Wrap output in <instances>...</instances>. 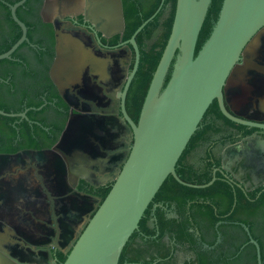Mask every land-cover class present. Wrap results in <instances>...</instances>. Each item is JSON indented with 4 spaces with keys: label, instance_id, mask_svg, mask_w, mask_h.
<instances>
[{
    "label": "flooded vegetation",
    "instance_id": "af4514ba",
    "mask_svg": "<svg viewBox=\"0 0 264 264\" xmlns=\"http://www.w3.org/2000/svg\"><path fill=\"white\" fill-rule=\"evenodd\" d=\"M99 1L0 0L2 54L24 32L12 15L15 7L29 40L0 61V110L17 115H0V264H63L61 258H67L130 154L134 136L123 106L137 124L149 88L137 80L139 66L131 79L136 52L127 37L124 7L126 2L143 15L157 0H121V31L106 27L102 14H89L87 6ZM64 4H73V13L64 11ZM169 14L166 4L158 22L144 33L147 44L162 37ZM57 27L83 34L102 61L99 70L87 73L84 84L61 88L53 78ZM262 67L264 28L246 46L223 89L228 112L254 125L229 120L215 100L198 128L204 136L188 155L198 173L212 163V179L231 187L233 203L224 192L209 191L198 202L207 206L192 213L190 206L197 201H191L184 213L192 238L181 244L174 233H167L162 242L169 255L153 252L142 263L198 264L200 258L205 264H258L252 240L259 244L262 259ZM214 105L219 111H211ZM158 209L169 220L179 217L175 204L154 202L147 216L148 225L157 229L153 239L160 235ZM139 236L136 241L142 242L144 233Z\"/></svg>",
    "mask_w": 264,
    "mask_h": 264
},
{
    "label": "water",
    "instance_id": "95a60500",
    "mask_svg": "<svg viewBox=\"0 0 264 264\" xmlns=\"http://www.w3.org/2000/svg\"><path fill=\"white\" fill-rule=\"evenodd\" d=\"M211 3L212 0H177L171 34L153 74L137 124L123 106L134 136L128 159L63 264H147L120 263V258L166 179L173 176L180 184L199 189L211 186L216 180L214 176L208 184L194 185L181 180L176 172L181 156L211 104L217 100L223 115L235 123L254 125L228 112L223 89L246 46L264 28V0H223L212 33L196 53ZM70 6L64 4L63 10L73 13ZM76 7L81 8L79 4ZM87 9L89 14H102L107 21L106 27L123 29L121 0H100L98 4L88 5ZM157 13L129 40L136 52L131 79L140 62L135 38ZM12 15L24 32L10 51L0 55V61L10 59L25 41H29L25 25L16 17V7ZM56 39L54 80L61 88L86 83L87 73L99 70L102 65L90 41L81 33L66 32L59 27L56 28ZM171 67V77L165 84ZM0 115L17 116L1 110ZM252 242L258 250V264H262L259 244Z\"/></svg>",
    "mask_w": 264,
    "mask_h": 264
},
{
    "label": "trees",
    "instance_id": "16d2710c",
    "mask_svg": "<svg viewBox=\"0 0 264 264\" xmlns=\"http://www.w3.org/2000/svg\"><path fill=\"white\" fill-rule=\"evenodd\" d=\"M161 1L162 0H157V5L154 6L152 9L146 11L145 13H142L143 15L139 14L138 11L135 8H133V6L129 5L126 2L124 7L128 38H131L133 34L136 32V30L146 20L151 18L157 12V10L160 9L156 17L151 22H149L135 38L141 56L139 62V69L137 73V80H139V83L143 85L145 90L149 88V85L153 78V74L159 64L163 51L167 45L175 17L177 0H164L165 2L164 4L165 5L168 4L170 8L169 18L165 25L166 29L164 30L162 37L158 38L154 43L147 44L144 41L143 36L146 30H148L150 27L155 25L162 15V11L165 5L164 4L161 5ZM222 3L223 0H212L204 25L200 32L196 53L201 49L202 45L207 41L210 34L212 33V30L218 20ZM17 40L18 39H14L13 43L8 48H11L12 45L15 42H17ZM0 54H2L1 51ZM171 74H172V67L166 78L165 84H167V82L169 81ZM211 111L216 112L219 111V109L216 107V105H214L212 106ZM201 124L202 123H200V125ZM203 133L204 132L197 130V132L191 138L186 150L184 151L183 155L181 156L177 164L176 172L178 176L181 178V180H183L186 183L202 185V184H206L212 179V169H211L212 163L205 165V167L201 169V171L198 173L194 171L193 166L188 161L189 153L197 148L200 139H202L204 136ZM203 179H206V181H202ZM209 191L224 192L226 195H228V197H231L233 203L234 197H233V192H231V187L225 184L224 182H222L221 180H217L215 184L210 188L199 189V188H193L182 185L179 182H177L173 176H169L162 185L159 192L156 194L153 202L146 210L139 224V229L135 231V233L132 235L127 245L125 246L120 258V263L141 262L140 260L145 257L153 258L154 253H157L159 257H167L170 251L169 248L166 247V244L162 242L163 236L166 235L167 233L170 234L174 233L173 234L174 236L173 235L172 236L175 237L177 242L181 244L192 238V235L188 231L190 226V222L188 220L189 217L187 218L184 212H186V207L191 201H197L196 203H193L190 206L192 213L194 209L199 210L201 208H204V206H207L205 203L201 204L198 202L201 198H206L209 194ZM163 200L167 202H171L172 204L176 205L177 207L176 211L179 217L177 219L169 220L164 215L163 211L158 209V211L156 212V216L158 219L160 235L156 239H153L151 237L156 234L157 229L156 227L152 229L148 225L147 216L149 215L153 203L156 201L162 202ZM259 201L261 205H264V196L261 197ZM212 214L213 213H211V215ZM140 231L144 233V236L141 237L142 242H137L136 237L138 238L140 237L139 236ZM159 247H162L164 252L158 250ZM61 260L64 263L66 257H62ZM197 262L198 264H205V261L201 260L200 258L197 260ZM262 263L264 264V255H262ZM209 264H220V263L209 262ZM255 264H257V262H255Z\"/></svg>",
    "mask_w": 264,
    "mask_h": 264
}]
</instances>
